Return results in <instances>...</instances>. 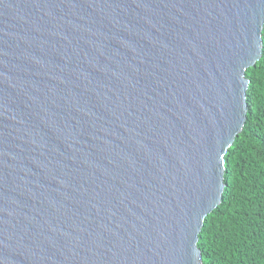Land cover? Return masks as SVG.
I'll return each mask as SVG.
<instances>
[{
    "label": "water",
    "instance_id": "obj_1",
    "mask_svg": "<svg viewBox=\"0 0 264 264\" xmlns=\"http://www.w3.org/2000/svg\"><path fill=\"white\" fill-rule=\"evenodd\" d=\"M263 30L264 0H0V264H203Z\"/></svg>",
    "mask_w": 264,
    "mask_h": 264
},
{
    "label": "trees",
    "instance_id": "obj_2",
    "mask_svg": "<svg viewBox=\"0 0 264 264\" xmlns=\"http://www.w3.org/2000/svg\"><path fill=\"white\" fill-rule=\"evenodd\" d=\"M247 77V120L225 155L223 197L198 242L203 264H264V46Z\"/></svg>",
    "mask_w": 264,
    "mask_h": 264
},
{
    "label": "clouds",
    "instance_id": "obj_3",
    "mask_svg": "<svg viewBox=\"0 0 264 264\" xmlns=\"http://www.w3.org/2000/svg\"><path fill=\"white\" fill-rule=\"evenodd\" d=\"M246 97H247V94H246ZM247 99V98H246Z\"/></svg>",
    "mask_w": 264,
    "mask_h": 264
}]
</instances>
